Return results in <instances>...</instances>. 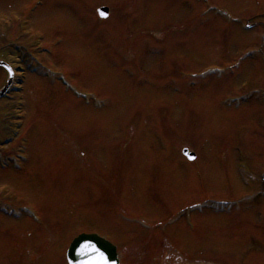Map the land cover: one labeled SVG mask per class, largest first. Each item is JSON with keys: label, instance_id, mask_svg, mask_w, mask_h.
<instances>
[{"label": "rangeland", "instance_id": "1", "mask_svg": "<svg viewBox=\"0 0 264 264\" xmlns=\"http://www.w3.org/2000/svg\"><path fill=\"white\" fill-rule=\"evenodd\" d=\"M263 25L264 0H0V264L79 231L120 264H264Z\"/></svg>", "mask_w": 264, "mask_h": 264}, {"label": "water", "instance_id": "2", "mask_svg": "<svg viewBox=\"0 0 264 264\" xmlns=\"http://www.w3.org/2000/svg\"><path fill=\"white\" fill-rule=\"evenodd\" d=\"M101 11L106 16L108 15V7L102 6L98 9L100 17H102L100 15ZM0 66L9 70L8 66L2 61H0ZM9 83L10 79L0 90V95L5 92ZM183 153L189 159L194 157V154L188 153L186 149L183 150ZM67 258L69 264H119L116 247L95 234H80L74 238L68 248Z\"/></svg>", "mask_w": 264, "mask_h": 264}, {"label": "snow or ice", "instance_id": "3", "mask_svg": "<svg viewBox=\"0 0 264 264\" xmlns=\"http://www.w3.org/2000/svg\"><path fill=\"white\" fill-rule=\"evenodd\" d=\"M100 15H101L103 18H106V14H105L103 11L100 12Z\"/></svg>", "mask_w": 264, "mask_h": 264}]
</instances>
